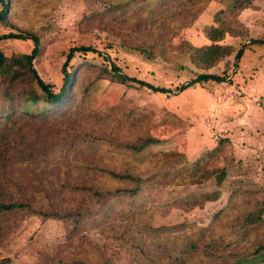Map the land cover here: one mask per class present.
I'll list each match as a JSON object with an SVG mask.
<instances>
[{
	"label": "rangeland",
	"instance_id": "rangeland-1",
	"mask_svg": "<svg viewBox=\"0 0 264 264\" xmlns=\"http://www.w3.org/2000/svg\"><path fill=\"white\" fill-rule=\"evenodd\" d=\"M4 1L0 34L35 33L38 75L54 92L64 68L71 82L48 116L3 123L0 146L11 160L0 158V202L28 204L0 212V264H99L104 256L110 264H264V251H255L264 241V44L249 43L264 36V0L234 11L228 0H205L193 20L186 0ZM211 27L223 32L215 43L231 52L208 65L192 47L213 42ZM32 46L0 39L6 57ZM78 46L94 51L75 52L64 64ZM112 64L169 91L119 83ZM16 70L15 79L0 72V113L15 110L20 94H41L27 69ZM203 72L226 78L179 89ZM22 130L29 148L16 145ZM148 137L155 142L130 147ZM43 138L46 155L34 148ZM90 183L126 192L96 200L74 189Z\"/></svg>",
	"mask_w": 264,
	"mask_h": 264
},
{
	"label": "trees",
	"instance_id": "trees-1",
	"mask_svg": "<svg viewBox=\"0 0 264 264\" xmlns=\"http://www.w3.org/2000/svg\"><path fill=\"white\" fill-rule=\"evenodd\" d=\"M1 2V10H0V21H3L6 18V12L8 8V4L4 0H0ZM205 0H186V8L187 13L186 17L189 19H194L198 13L201 10V4L204 3ZM226 2V1H225ZM243 3H249L248 0H228V10L234 11L239 8H241ZM180 14V13H179ZM223 32L219 30V28L211 27L210 32L208 34V37L213 42L209 45H205L202 47H192V50L194 51V58L198 60H202L203 62H206V64H213L223 58L224 56L228 55L231 50L229 46L220 45L218 43H215V41L219 40L223 35ZM30 39L32 41V49L29 53L22 54L21 56H11L6 57L3 55V53L0 51V72L4 73L6 75H10L12 79H15L20 75L19 72L21 71H14L11 73V68L13 65H18L19 68H25L27 71L31 74L32 78L34 79L35 83L39 87L41 94H37L35 92L28 93V94H20V100L18 101V107L15 110H11L10 107L6 109H2L0 113V131L4 129L6 126L3 125V123L7 120H9V123L16 122L18 120H27V117H37L42 115L43 113H46L48 116L49 113L53 111L54 107H57L61 105L65 98L69 94V86H70V79H71V73L66 71L64 68V76H63V82L60 86L59 90L57 92H54L52 90V85L45 82L37 73L35 68L32 66L33 59L38 55L40 50V40L39 37L35 33L30 32H8L0 34V39ZM249 43L253 44H264V36L256 39H251ZM245 48V44L243 43L241 47L236 51L234 57L235 61H238L240 57L243 54V50ZM137 49L140 52H147L146 48L143 47H137ZM87 51H94V49L91 46H78L71 48L69 52L66 55V61L64 64H66L69 60H71L72 56L75 52H87ZM112 69L114 70V78L119 83H129V82H135L140 86L147 87L153 91L156 92H165L169 91V89L161 86H155L147 81L136 79L134 77L128 76L127 74L120 72L119 68L112 64ZM226 76L217 74V73H199L196 77L192 78L188 83L185 85L179 87V89H185L189 86H192L194 84H202L204 82L214 81V82H222L225 80ZM3 125V126H2ZM20 139L23 138V140H18L16 145L19 144L23 145L25 143V146L28 148L31 147L32 141H30L28 134L25 130L20 131ZM39 136L36 135L33 140H38ZM155 142V139L148 137L142 139L139 143H136L132 146H130L133 150L140 151L146 146L152 144ZM2 146H0V158L5 156V153L8 154V158L11 160V155L8 152V150L1 149ZM37 148V152H40V154L46 155L47 147H46V141L45 138L41 141V145L34 147ZM34 157H23V159H17L12 160L9 165L14 166L17 162H23L25 160H28L27 162H30L33 160ZM6 166V165H5ZM3 166V167H5ZM222 174V173H220ZM1 175V174H0ZM4 178V175H2ZM111 178L114 179H132L133 181H138V178L135 176H132L130 174H119V173H113L111 172ZM102 185L96 184V183H90V185L87 184H79L78 187L74 188L75 190L84 193L86 197H89L90 199H96V200H107L110 197H113L115 195L121 196L126 192L125 189L120 187H115L114 189H105L104 187H101ZM139 190V185L137 183L136 187L131 191L132 194L137 193ZM87 192H90L91 195H87ZM28 203H21V202H0V212L1 211H13L18 210L21 208H24L27 206ZM35 212L41 214L42 216H57V213H50L45 212L41 210H35L32 209ZM79 213H76V215ZM70 215H67L68 217ZM78 217L83 216L82 213L80 215H77ZM58 217V216H57ZM246 221L253 222V213L249 212L246 214ZM76 220V219H75ZM78 224L80 220L77 219L76 221ZM256 252H262L264 251V241L256 248ZM96 260L101 259V254L96 253L95 255ZM103 259V260H102ZM101 259V262L99 264H110L107 257H103ZM59 264H93L92 262L86 260V259H77L74 258L71 261H62L58 260Z\"/></svg>",
	"mask_w": 264,
	"mask_h": 264
}]
</instances>
